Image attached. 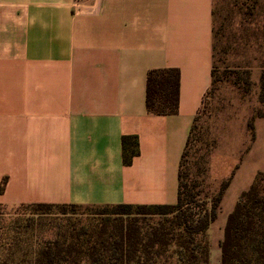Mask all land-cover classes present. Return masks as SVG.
<instances>
[{
  "label": "crops",
  "instance_id": "1",
  "mask_svg": "<svg viewBox=\"0 0 264 264\" xmlns=\"http://www.w3.org/2000/svg\"><path fill=\"white\" fill-rule=\"evenodd\" d=\"M215 6L0 0V205L176 204L182 154L212 88ZM261 49L243 50L238 66L260 75ZM166 68L180 71L179 112L149 114L148 72ZM254 134L249 147L236 140L226 151V221L264 172V117L255 119ZM124 136L139 145L129 166ZM217 220L208 230L212 264L221 259H213V240L220 246L226 224L214 238Z\"/></svg>",
  "mask_w": 264,
  "mask_h": 264
},
{
  "label": "trees",
  "instance_id": "2",
  "mask_svg": "<svg viewBox=\"0 0 264 264\" xmlns=\"http://www.w3.org/2000/svg\"><path fill=\"white\" fill-rule=\"evenodd\" d=\"M252 1L255 5L259 2V0ZM216 16L215 7L212 88L206 99L215 84L219 82L216 75L220 67L216 62L220 57L218 46L225 29L222 31L221 26L217 29ZM259 30L261 29L256 28L251 32H242L241 38L246 42H250L251 38L260 41L262 31ZM250 47L253 45L241 44L236 52V59L234 58L230 64L226 60L224 65L226 71L236 77L237 80H234L232 84L235 88L237 87L236 90L243 98L248 97L247 94L256 83L252 79L254 71L240 68L237 59H240L243 50ZM227 54L226 52V58ZM240 80H242L241 84ZM257 82L260 86L259 101L264 104L263 61ZM180 87L181 75L178 69L149 71L145 100L147 112L157 116L178 114ZM262 117L264 115L253 116L252 123H249L253 132L252 140L255 139L254 121ZM194 125L182 154L180 169L190 144ZM122 144L124 164L129 166L139 154L137 137L124 136ZM231 179L232 177L222 182L211 199L200 200L199 193L195 192V189L188 190L187 185L182 184V174L179 170V192L176 204L113 207L120 210L118 218L113 223L107 219L97 229L82 228L80 231L63 232L57 238L43 242L33 250L34 256L23 258L17 264H212L208 230L218 218L221 202ZM5 182L6 180L0 187V193L4 190ZM192 203L196 204L197 210L191 206ZM209 203H211L210 206ZM5 207L0 205V209ZM18 207H30L38 212L49 211L54 207L80 208L52 204ZM138 217H159L160 220L158 224L146 230L140 225ZM220 250L221 259L218 264H264V172L256 174L253 184L248 190L242 192L234 210L229 214L224 227V236L220 242ZM13 261L15 260L4 259L1 264H13Z\"/></svg>",
  "mask_w": 264,
  "mask_h": 264
},
{
  "label": "rangeland",
  "instance_id": "3",
  "mask_svg": "<svg viewBox=\"0 0 264 264\" xmlns=\"http://www.w3.org/2000/svg\"><path fill=\"white\" fill-rule=\"evenodd\" d=\"M215 2L217 29L220 26L222 31L225 29L221 35L223 37H219L220 57L216 62L220 67L216 75L219 82L213 87L197 117L180 169L182 184L187 185L188 190L195 189L200 200L211 199L217 193L221 183L226 181V151L236 140L245 139L246 148L249 147L253 135L249 123H252L253 116L264 115V104L259 101L260 86L257 82L259 75H253L252 79L256 84L247 94L248 97L243 98L236 90L237 87L232 84L237 80L236 77L226 71V66L224 67L226 60L230 64L234 58L236 59V52L241 44L258 48L262 46L264 64V0L257 5L252 0ZM256 28L262 30L260 41L251 38L250 42H246L241 38L242 32H251ZM183 187L185 189V186ZM191 206L197 210L196 204L192 203ZM118 213L120 210L115 208L54 207L43 212L30 207L1 208L0 264L4 259H13L15 260L13 264H17L23 258L34 256L35 248L47 240L57 238L63 232L80 231L82 228L97 229L107 219L113 223L118 218ZM138 218L140 225L146 230L158 224L160 220L159 217ZM225 223L226 197L212 230L214 238L219 235L218 229ZM212 255L213 259L216 257L220 259V246L219 244L215 246L214 240Z\"/></svg>",
  "mask_w": 264,
  "mask_h": 264
}]
</instances>
